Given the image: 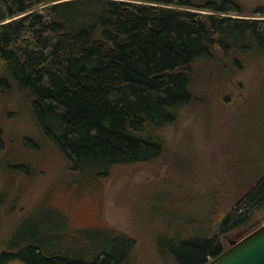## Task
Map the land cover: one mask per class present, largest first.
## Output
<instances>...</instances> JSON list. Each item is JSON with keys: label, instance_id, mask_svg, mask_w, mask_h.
I'll list each match as a JSON object with an SVG mask.
<instances>
[{"label": "trees", "instance_id": "1", "mask_svg": "<svg viewBox=\"0 0 264 264\" xmlns=\"http://www.w3.org/2000/svg\"><path fill=\"white\" fill-rule=\"evenodd\" d=\"M232 14L250 17L232 0H0V95L16 94L15 107L75 172L93 179L154 160L163 128L192 102L199 63L264 59V19ZM262 205L264 176L223 223L237 226ZM58 220L55 236L4 238L0 264H132L127 237L92 252L64 241ZM187 247L177 264H206L222 252L204 236Z\"/></svg>", "mask_w": 264, "mask_h": 264}, {"label": "rangeland", "instance_id": "2", "mask_svg": "<svg viewBox=\"0 0 264 264\" xmlns=\"http://www.w3.org/2000/svg\"><path fill=\"white\" fill-rule=\"evenodd\" d=\"M232 1L250 17L231 18L264 19L254 13L264 12V0ZM191 91L192 102L163 128L156 159L93 179L71 170L27 110L15 107L14 92L0 95V251L7 237L57 235L60 217L64 241L93 252L125 236L132 264H177V250L203 236L224 251L264 225V205L237 226L223 223L264 176V59L199 63Z\"/></svg>", "mask_w": 264, "mask_h": 264}, {"label": "water", "instance_id": "3", "mask_svg": "<svg viewBox=\"0 0 264 264\" xmlns=\"http://www.w3.org/2000/svg\"><path fill=\"white\" fill-rule=\"evenodd\" d=\"M229 245L206 264H264V225Z\"/></svg>", "mask_w": 264, "mask_h": 264}, {"label": "flooded vegetation", "instance_id": "4", "mask_svg": "<svg viewBox=\"0 0 264 264\" xmlns=\"http://www.w3.org/2000/svg\"><path fill=\"white\" fill-rule=\"evenodd\" d=\"M229 242H232V241L230 240ZM229 242H228V243H229Z\"/></svg>", "mask_w": 264, "mask_h": 264}]
</instances>
